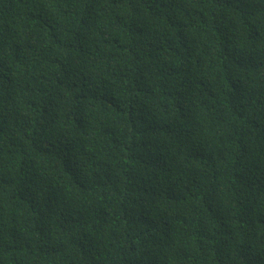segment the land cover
Returning <instances> with one entry per match:
<instances>
[{
    "label": "trees",
    "instance_id": "obj_1",
    "mask_svg": "<svg viewBox=\"0 0 264 264\" xmlns=\"http://www.w3.org/2000/svg\"><path fill=\"white\" fill-rule=\"evenodd\" d=\"M0 264H264V0H0Z\"/></svg>",
    "mask_w": 264,
    "mask_h": 264
}]
</instances>
